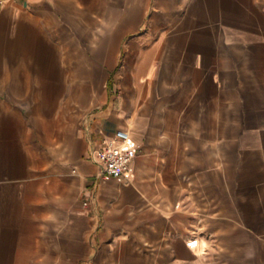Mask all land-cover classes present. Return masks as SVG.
<instances>
[{
    "label": "crops",
    "instance_id": "1",
    "mask_svg": "<svg viewBox=\"0 0 264 264\" xmlns=\"http://www.w3.org/2000/svg\"><path fill=\"white\" fill-rule=\"evenodd\" d=\"M0 264H264V0H6Z\"/></svg>",
    "mask_w": 264,
    "mask_h": 264
},
{
    "label": "built area",
    "instance_id": "2",
    "mask_svg": "<svg viewBox=\"0 0 264 264\" xmlns=\"http://www.w3.org/2000/svg\"><path fill=\"white\" fill-rule=\"evenodd\" d=\"M6 0H0L2 6ZM137 153L127 132L117 130L111 138L102 140L101 148H91L89 158L97 168L96 180H127L130 165ZM88 206V199L82 207Z\"/></svg>",
    "mask_w": 264,
    "mask_h": 264
}]
</instances>
